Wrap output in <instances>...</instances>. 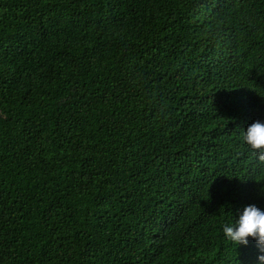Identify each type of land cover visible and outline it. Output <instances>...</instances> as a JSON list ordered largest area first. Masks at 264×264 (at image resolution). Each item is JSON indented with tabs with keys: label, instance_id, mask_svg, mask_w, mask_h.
Masks as SVG:
<instances>
[{
	"label": "trees",
	"instance_id": "1",
	"mask_svg": "<svg viewBox=\"0 0 264 264\" xmlns=\"http://www.w3.org/2000/svg\"><path fill=\"white\" fill-rule=\"evenodd\" d=\"M264 0H0V264H260Z\"/></svg>",
	"mask_w": 264,
	"mask_h": 264
},
{
	"label": "clouds",
	"instance_id": "2",
	"mask_svg": "<svg viewBox=\"0 0 264 264\" xmlns=\"http://www.w3.org/2000/svg\"><path fill=\"white\" fill-rule=\"evenodd\" d=\"M243 142L250 148L258 163L264 166V122L257 120L249 125L243 133ZM223 233L238 246H246L249 238L255 240L261 253L258 261L264 264V210L255 204L245 206L233 224L223 226Z\"/></svg>",
	"mask_w": 264,
	"mask_h": 264
}]
</instances>
